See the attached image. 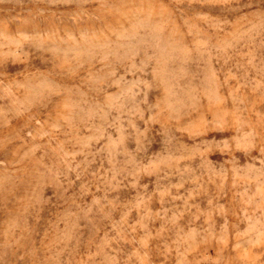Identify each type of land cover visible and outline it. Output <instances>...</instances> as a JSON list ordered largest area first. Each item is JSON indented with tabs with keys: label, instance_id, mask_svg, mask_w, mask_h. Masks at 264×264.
Returning a JSON list of instances; mask_svg holds the SVG:
<instances>
[{
	"label": "rangeland",
	"instance_id": "rangeland-1",
	"mask_svg": "<svg viewBox=\"0 0 264 264\" xmlns=\"http://www.w3.org/2000/svg\"><path fill=\"white\" fill-rule=\"evenodd\" d=\"M0 264H264V0H0Z\"/></svg>",
	"mask_w": 264,
	"mask_h": 264
}]
</instances>
